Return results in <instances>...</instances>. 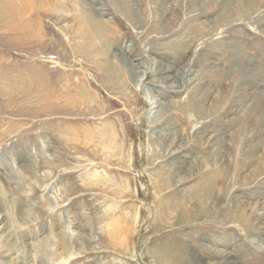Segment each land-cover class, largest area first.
Wrapping results in <instances>:
<instances>
[{"label":"rangeland","instance_id":"1","mask_svg":"<svg viewBox=\"0 0 264 264\" xmlns=\"http://www.w3.org/2000/svg\"><path fill=\"white\" fill-rule=\"evenodd\" d=\"M0 260L264 264V0H0Z\"/></svg>","mask_w":264,"mask_h":264},{"label":"bare ground","instance_id":"2","mask_svg":"<svg viewBox=\"0 0 264 264\" xmlns=\"http://www.w3.org/2000/svg\"><path fill=\"white\" fill-rule=\"evenodd\" d=\"M206 184H208V183H206ZM211 190H212V188H211ZM208 191H210V190H208ZM207 192V191H206ZM172 206V205H171ZM167 207H168V205H167ZM178 248V247H177ZM165 251V250H164ZM166 251H167V253H170V250H168V249H166ZM175 252V251H174ZM167 253H165L166 255H169V254H167ZM176 253V252H175ZM174 253V254H175ZM179 253V252H178ZM176 255V254H175ZM169 256H171V255H169ZM169 256H167V260L170 258ZM173 256V255H172ZM169 257V258H168ZM174 259V258H173ZM169 260H171V259H169ZM0 264H8L6 261H4V260H0ZM168 264V263H167Z\"/></svg>","mask_w":264,"mask_h":264}]
</instances>
